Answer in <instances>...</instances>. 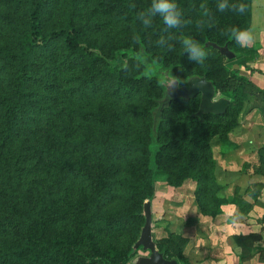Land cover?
<instances>
[{"label": "rangeland", "instance_id": "rangeland-1", "mask_svg": "<svg viewBox=\"0 0 264 264\" xmlns=\"http://www.w3.org/2000/svg\"><path fill=\"white\" fill-rule=\"evenodd\" d=\"M54 1L45 16L46 30L59 29L72 16L75 25L83 27L86 34L84 40L107 56L117 47L132 48L138 52L145 49L163 72L169 73L159 76L166 85L163 87L158 81L141 80L145 70L139 64H134L129 67L123 80V84L131 91L129 94L118 92L119 81L100 75L86 87L85 96L68 97L67 90L77 86L72 78L79 70L64 72L58 78V89L54 90L53 96L50 93L55 98L52 103L38 100L43 108L48 109V117L36 116L37 121L31 126L36 134L26 138H44L46 134L43 126L49 118L50 132L57 136L66 133L68 140V143L59 140L55 145L58 151L55 152L61 153L63 149L75 157L90 154V167L95 172L99 171L98 167L103 168V164L97 165V149L95 152L89 151L80 144L91 134L97 135L105 143L103 134L112 127L100 131L99 125L91 124L92 130L85 132L79 125H89L82 119L66 115L67 106L90 113L104 111L118 115L117 136L125 132L129 137H142L153 142L160 124L162 144L165 140L180 138L181 134L175 131L177 119L169 110H184L197 115L201 96L188 101L181 90L188 92L193 81L206 80L207 71H215L216 65L205 68L188 59L191 67L186 75H180L177 70L180 64L178 56L183 48L173 47L168 51L159 46L157 41L161 37H155L158 30L155 21L151 29L144 30L141 26L143 37L137 38L128 26L129 22L118 21V0ZM136 1L138 6L145 9L150 3V0ZM185 1L190 8L192 24L188 36L203 45L201 31L206 23L214 28L213 39L218 40L222 48H225L227 39L233 36L230 29L244 33L252 29L260 2L252 1L248 26V16L244 12H219L217 0ZM232 2L244 3L242 0ZM202 12L209 13V19L205 22L201 18ZM27 17L25 6L16 7L12 0H0V46L12 44L16 40L21 30L20 24ZM198 23L202 25L200 28L197 27ZM251 49L257 50L255 46L250 47L248 42L244 45L236 43L230 51H235L236 58L223 60L225 71L220 73L218 79L211 78L221 88L216 91L214 101L226 99L230 102V109L220 122L217 134L211 138L209 150L200 152L189 173L179 179L177 173L180 164L156 163L154 151L131 150L122 158L113 160L122 169V178L140 182L143 187L138 196L133 190L117 188L115 197L102 202L99 211L101 217L97 222L98 242L102 249L135 248L136 254L129 264L149 257L148 251L136 246L141 240L147 216H150L152 239L158 251L167 250L168 259L174 258L179 264H184L183 257L188 260V264H221L219 260L211 259L221 249V255L228 256L227 263L223 264H244L246 260L255 258L264 262V102L259 92L264 89L254 82L256 72L241 66L245 58L249 57L248 51ZM258 61L255 59L254 63ZM176 75L180 77V85L177 81L171 84L175 80L172 77ZM7 78V71L0 70V97L6 94ZM231 92L237 96L231 97ZM167 94L173 98L181 97L186 102L172 103L170 106ZM67 117L70 120L66 122ZM64 124L69 126L65 129ZM51 133L48 136L55 140ZM32 152H40V149ZM147 173L150 174L151 183L145 181ZM45 183L42 185L43 192ZM54 190L61 205L71 213L72 223L91 215L97 192L91 178L62 180L55 185Z\"/></svg>", "mask_w": 264, "mask_h": 264}, {"label": "trees", "instance_id": "trees-1", "mask_svg": "<svg viewBox=\"0 0 264 264\" xmlns=\"http://www.w3.org/2000/svg\"><path fill=\"white\" fill-rule=\"evenodd\" d=\"M242 1L249 26L253 0ZM12 2L16 7L25 6L28 17L20 24L21 30L16 40L12 44L0 46V70L7 71L8 75L5 81L6 94L0 97V264H129L136 254L135 248L123 250L113 247L104 250L98 242L97 222L101 217L99 211L102 202L115 197L117 188L133 190L138 196L143 187L140 182L122 178L120 176L122 169L116 166L113 160L122 158L131 150L154 151L156 163L180 164L177 173L180 179L192 170L193 162L198 159L200 152L209 150L210 140L217 134V129L221 127L220 122L227 116L229 110L225 116L208 114L199 116L171 108L169 111L177 119L175 131L181 134V137L165 140L166 142L162 144L160 124L153 142L142 137H129L125 132L117 136L115 133L119 128L118 115H110L104 111L90 113L67 106L66 115L82 119L89 125H79L85 132L92 130L91 124L99 125L100 131H104L103 129L108 126L112 127L103 134L106 137L105 143L101 142L97 135L91 134L80 144L89 151L95 152L97 149L95 152L99 155L97 165L103 164L102 169L98 167V172L91 170L90 154L75 157L63 149L61 153L55 152L58 151L55 145L59 140L65 143H68V140L66 133L57 136L50 132L49 118L43 126L46 134L44 138L27 139V136L36 134L31 128L32 123L37 121L36 116L49 115L48 109L43 108L38 100L43 99L49 104L52 103L55 99L52 97L54 90L58 89V78L64 72L79 70L72 78V81L77 82L76 88L67 90L69 97L85 96L86 87L94 83L93 80L100 75L119 81L118 92L124 91L125 94H129L131 91L123 84V80L129 67L134 64H139L145 70L141 80L158 81L166 87L159 77L166 71L163 72L162 67L157 65L153 56L145 49L138 52L132 48L117 47L110 56H107L102 50L84 40L85 31L82 26L75 25L72 16L59 29L46 30L45 16L55 3L54 0ZM178 4L186 21L181 30L165 32L160 19L154 20L158 26L155 37L159 39L170 36L172 42L177 41L173 42L174 48L180 47L178 41L181 35L188 36L192 25L188 4L185 0H178ZM117 6L118 21L129 22L128 26L134 31L135 36L142 38L143 33L140 31L142 25L138 21V13L145 8L138 6L136 0H118ZM201 18L205 22L209 19V13L202 12ZM213 29L206 23L202 27L201 36L206 57L200 65L205 68L216 65L215 71H207L205 78L217 91L221 88L216 81L212 82L211 78L218 79L220 73L223 74L225 69L222 61L227 58L212 46L222 48L221 43L213 39ZM236 43L232 36L227 39L224 47L231 51ZM248 53L249 57L245 58L241 66L253 71L252 65L255 59H259V54L255 49L249 50ZM178 57L180 64L177 70L180 75H186L191 67L189 58L187 55L184 56V51ZM172 78L180 85L179 75ZM259 92L263 96L260 99L264 102V91ZM230 96L235 98L237 95L231 92ZM168 101V105L186 102L181 97L173 98L170 95ZM68 120L70 118L67 117L66 122ZM64 126L66 129L69 125ZM50 133L55 140L48 136ZM34 149H40V152L33 153ZM90 178L97 189L94 195L95 205L89 217L72 223L71 213L61 205L56 196L55 185L66 179ZM44 181L46 189L43 192ZM145 181L151 183L149 173ZM94 198L92 196V199ZM160 253L170 260L167 257L169 253L167 250H160ZM183 262L188 264L185 257Z\"/></svg>", "mask_w": 264, "mask_h": 264}, {"label": "clouds", "instance_id": "clouds-1", "mask_svg": "<svg viewBox=\"0 0 264 264\" xmlns=\"http://www.w3.org/2000/svg\"><path fill=\"white\" fill-rule=\"evenodd\" d=\"M216 7L219 12L237 11L243 13L245 11L244 4H235L232 0H217ZM155 18L160 19L164 25L163 30L165 32L181 30L186 23L183 10L178 4V0H150L148 7L138 13V21L144 30L153 28ZM201 26V24H197L198 28ZM230 33L234 36L236 42L241 45L251 40V37L247 33L237 29H230ZM157 43L168 51H171L174 47L170 36L161 37ZM178 43L183 48L184 56L187 55L192 62L200 64L204 61L206 52L199 40L191 36L181 35ZM175 82L176 80L172 81L171 84Z\"/></svg>", "mask_w": 264, "mask_h": 264}, {"label": "water", "instance_id": "water-1", "mask_svg": "<svg viewBox=\"0 0 264 264\" xmlns=\"http://www.w3.org/2000/svg\"><path fill=\"white\" fill-rule=\"evenodd\" d=\"M215 49H218L222 56L228 60L236 58L235 54L225 48H218L216 45H212ZM186 100L190 101L201 96L199 116L203 114L214 115V116H225L230 108V102L226 99H222L215 102L217 92L214 86L207 80H195L191 84V89L188 92L181 90ZM137 248L142 247L144 251H148L150 256L147 258H140L134 264H179L177 260H167L163 254H161L155 242L152 239L151 229V217L147 216L146 225L143 229L141 240L136 246Z\"/></svg>", "mask_w": 264, "mask_h": 264}, {"label": "crops", "instance_id": "crops-1", "mask_svg": "<svg viewBox=\"0 0 264 264\" xmlns=\"http://www.w3.org/2000/svg\"><path fill=\"white\" fill-rule=\"evenodd\" d=\"M256 10V22L254 23L252 29L247 33V35L251 37V40L248 42L249 46H255L259 54V61L252 65L253 71L256 72L254 82L259 88L264 89V0H260ZM221 250H217L213 254V256H211V259L219 260L221 264L225 262L227 263L226 258H228V256H222L220 253ZM244 264H264V262L255 258L252 260H246Z\"/></svg>", "mask_w": 264, "mask_h": 264}]
</instances>
